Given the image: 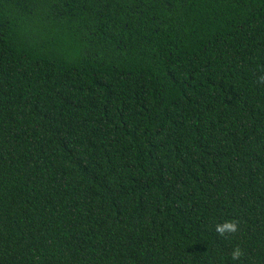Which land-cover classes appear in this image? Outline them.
<instances>
[{"label": "trees", "instance_id": "trees-1", "mask_svg": "<svg viewBox=\"0 0 264 264\" xmlns=\"http://www.w3.org/2000/svg\"><path fill=\"white\" fill-rule=\"evenodd\" d=\"M0 264H264V0H0Z\"/></svg>", "mask_w": 264, "mask_h": 264}, {"label": "clouds", "instance_id": "clouds-1", "mask_svg": "<svg viewBox=\"0 0 264 264\" xmlns=\"http://www.w3.org/2000/svg\"><path fill=\"white\" fill-rule=\"evenodd\" d=\"M234 231L235 230V225L234 224H231V223H228V224H225L222 228L221 227H217V231ZM238 253H233V255H237Z\"/></svg>", "mask_w": 264, "mask_h": 264}]
</instances>
